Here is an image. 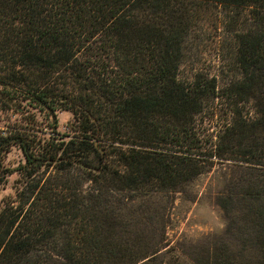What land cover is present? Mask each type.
<instances>
[{"label": "trees", "instance_id": "16d2710c", "mask_svg": "<svg viewBox=\"0 0 264 264\" xmlns=\"http://www.w3.org/2000/svg\"><path fill=\"white\" fill-rule=\"evenodd\" d=\"M199 54L210 67L185 75ZM22 103L25 126L0 130V186L18 174L0 264H161L153 197L216 166L264 264V0H0V118ZM221 258L203 264H237Z\"/></svg>", "mask_w": 264, "mask_h": 264}, {"label": "rangeland", "instance_id": "374dc122", "mask_svg": "<svg viewBox=\"0 0 264 264\" xmlns=\"http://www.w3.org/2000/svg\"><path fill=\"white\" fill-rule=\"evenodd\" d=\"M201 47L206 50L203 52L216 48L215 37L206 38ZM200 54L184 64L185 71L183 72L187 73L188 70L185 75L189 76L194 73L192 67L196 69L210 67L211 64L208 61H202ZM205 56L208 60L211 59L210 55ZM20 109H22V114L9 111L1 116L0 130H5L8 125L25 126L28 109L24 103L20 104ZM55 117L59 135L68 133V123L72 119L71 113L57 111ZM39 119L42 118L39 117ZM43 131L46 136L50 135L48 129ZM3 163L5 167L14 171L24 163V158L20 150L13 147L5 155ZM224 171L221 166L212 168L189 186L187 194L153 197V199L156 198L153 201L157 202L155 207L164 213L167 222L165 241L161 245L162 254L158 260L161 264H203L205 260L215 257L218 262H221V256L227 254L235 258L237 264L260 263L262 256L256 250L243 251L244 244L252 245V238L243 243L237 229L239 224L235 222L231 214L223 212L217 205L218 196L226 191L227 182L223 178ZM17 179V172H13L0 186V209L3 201L14 198Z\"/></svg>", "mask_w": 264, "mask_h": 264}]
</instances>
